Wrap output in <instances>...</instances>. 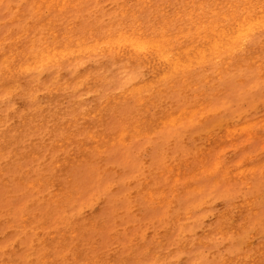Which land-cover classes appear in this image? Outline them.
<instances>
[{"label": "rangeland", "instance_id": "374dc122", "mask_svg": "<svg viewBox=\"0 0 264 264\" xmlns=\"http://www.w3.org/2000/svg\"><path fill=\"white\" fill-rule=\"evenodd\" d=\"M149 1L119 0L129 10L124 17L119 15L120 7L117 12L113 11L116 2L112 0H83L75 3L68 11L64 9L52 14L44 8V18L49 17L55 23L54 26H47L33 14L34 0H0V119L4 118L5 121V124L0 125V134L6 131L14 138L12 152L15 151L13 160L4 164L0 174V260L11 258V252L8 251L11 248L19 262L30 264L26 255L37 257L42 254L45 250L42 239H46V243L51 244L50 251L58 264H83L74 260L80 246L85 250L84 258L114 257L116 264H220L223 258L242 254L251 255L243 259V262L264 264V256L257 254L260 245L264 244V50L258 46L264 39V32H258L251 38V47L235 53V59H244L241 66L235 65L227 71L223 70L220 76H216V72L222 68L221 63L199 66L189 74L195 79V87L186 90L183 83L176 81L171 97L158 93L153 96L157 102L151 109V117L163 111L188 107L194 104V96L205 93L207 101H211L210 107L199 112L194 123L186 122L182 126L164 129L158 127L154 134L151 131L148 136L134 137L127 147L106 145L102 157L97 151H90L89 159L82 160L71 170L63 169L66 173L70 170L72 194L58 197L52 194L54 179L59 183L62 178L56 179L53 176L56 173L53 161L58 155L72 151V148L61 153L59 148L52 145V141L51 145L44 144V138L50 137L49 132L55 124V118L44 122L43 114L50 113L45 110L56 107L71 114L72 106H82L84 99L96 95L101 101L106 95L118 96L131 83L145 82L153 73L144 65L132 68L122 58L110 61V55L103 51L104 48H100L92 54L64 62V72L58 76L59 82L49 79L47 86L53 87L62 81L67 88L61 94L52 92L50 95L39 91L34 84L35 79L41 80L42 68L37 67L28 74L9 77L2 73L10 65L3 61L2 55L13 50L8 45L11 38L28 43L29 37H21L27 24L38 25L36 31H31V36L37 42L53 45L66 42L62 36L67 26L73 27V32H68L70 37L83 36L88 44L102 41L120 29L135 28L138 22L142 23L149 35L162 29L165 26L164 20L171 21L166 29L173 34L179 28L189 27L187 21L176 18L179 13H184L186 0ZM214 1L204 0L207 10ZM136 11L138 16L133 18L132 13ZM84 24L86 26L80 29V25ZM185 42L180 37L177 43L185 45ZM250 53L258 55L259 63L250 61ZM97 69L109 79L106 83L95 84L98 92L93 94L85 90L76 76L82 74V71ZM258 69L259 74L256 71ZM238 72H241L240 75ZM22 84L29 87V92L22 89ZM146 94L150 96L154 93ZM31 97L35 99L31 100ZM120 104L123 107L122 113L130 115V122L135 120V112L144 114L139 112L141 109L134 98ZM117 110L120 107L111 112V118L119 114L115 112ZM32 112H36L37 123L32 119L22 128V132L17 131L16 123L23 120L22 115ZM65 118H56V122ZM249 122L259 123L252 130L239 132L234 138L225 137L228 129ZM123 126L120 119L112 118V123L109 121L105 130L111 132ZM210 142L212 152L207 157L208 165L214 169L220 162L223 171L230 170L229 175L225 176L223 171L212 177L203 174L199 183L202 186L200 192L186 191L184 184L189 178L188 174L182 176L187 179L172 183L170 172L166 170L172 162L169 154L190 160ZM142 152L147 153L151 165L142 161ZM243 163L256 168L255 171L239 175L237 169ZM21 177L25 183L20 181ZM40 178L43 180L42 187L29 186ZM65 182L66 179H62L63 185ZM146 182L166 186V198L162 200L157 196L155 200H147L142 194L133 196L132 193L143 188ZM247 200H252L253 210L245 205ZM77 206L82 209L79 210ZM25 215L30 217L26 226L22 224ZM45 219L47 223L44 228H40ZM70 223L84 227L86 236L81 234L76 239L70 237L66 244L60 242L61 236L58 233L55 238L51 236V233L59 229L68 230ZM97 223L101 226L95 230L94 224ZM223 224L225 227L221 232ZM158 237L162 241L157 245L154 241ZM198 241L202 244L196 245ZM138 243L146 246L145 249L156 246L161 259L145 255V249L141 246L139 253L136 252L138 258L133 257L132 249ZM69 256L71 261H67ZM98 264L108 263L101 261Z\"/></svg>", "mask_w": 264, "mask_h": 264}, {"label": "bare ground", "instance_id": "6f19581e", "mask_svg": "<svg viewBox=\"0 0 264 264\" xmlns=\"http://www.w3.org/2000/svg\"><path fill=\"white\" fill-rule=\"evenodd\" d=\"M82 1L83 0H34L33 14L36 15L39 21H42L47 26H54L55 23L51 18H44V8L48 9L50 14H52L54 11L64 9H67L68 11L72 9L75 3ZM112 1L116 2L115 0ZM143 1L150 3L149 0ZM205 5L204 0H200L199 2L186 0V7L183 9L184 13H179L176 18L178 17L180 20L187 21L189 27L187 29L179 28L175 34L166 29L169 27V23L171 21L164 20L165 26L162 27V29L154 31L152 35L147 34L145 29L142 27V23L138 22L136 23L135 28H131L130 30L120 29L117 33H110L108 36L104 37L102 41H94L92 44H88L87 39L80 35L77 37H70L68 32H73L72 26L66 27L65 35L62 36L65 38L66 42L59 45L48 44L46 42L41 44V42H37V39L31 36V31H36L38 29L37 24H33L31 26L30 24H27L24 28V34L21 37L23 39L29 37L28 43H25V40H23L24 43H22V39L11 38L12 40H10L11 42L8 44L9 49L12 48L15 51L11 52L13 50H9L8 52L11 53L7 52L2 55L4 58L3 61H6L7 64L10 63V65L6 67V72L2 73L12 77L15 74H17V76L19 74H28L29 72L34 71L37 67L42 68L43 72L41 73V80L35 79L34 84L39 91L48 92L50 95L52 92L61 94L65 88H67L66 85L61 83L62 81L53 87L47 86L49 79H54L55 82H59L58 76L64 72V62L70 61L75 57L92 54L100 48H104L103 51L110 55V61H117L122 58L123 60L125 59L126 63L132 65V68L137 65H144L150 70V72L153 73L145 82L137 81L131 83L125 90L119 93L118 96L112 94L106 95L101 101L96 98V95L84 99L85 103L82 104V106H78V108L72 106L71 114L56 109V107L52 110H49V108L45 110V112L50 111V113L43 114L42 119L44 122L48 121L49 118H55V121H53L55 124L51 127L49 132L50 137L44 138V144L46 145L48 143L49 145L50 143L51 145L52 141V145L59 148L61 153H66V151L72 148V151H68L66 154L58 155L55 161H53L52 166L56 171L53 176H55L56 179L62 177L61 180L58 181L59 183H57V180L55 179L53 181L55 184L54 191L52 193L54 197L66 196V193L67 195L72 194L71 185H73V179L69 174L70 170L75 165H78L82 160L89 159L90 151H97L102 157V153L106 145L113 144L127 147L130 145L134 137L148 136L151 131L154 134L158 131L156 130L158 127L164 129L165 127L182 126L186 122L194 123L197 114L210 107L211 101H207L205 93H200L194 96V104L188 107H184L183 109L180 108L175 111H163L162 114L157 113L158 115L155 117H151L149 115L152 107H155L157 102H155L153 96L158 93V95L161 96L171 97L172 92L174 91V82L179 81L180 83H183L186 90L187 88L195 87V79L189 74H191L197 67L221 63L222 68L216 72V76H220L223 70L227 71L235 65L241 66L244 59H235V53L238 50H246L248 47H251V38L258 32H264V0H215L214 4L208 10ZM118 7H120L119 15L121 17H124L129 12L128 8H126L124 4L121 2L119 3V0H117L113 6V11L117 12ZM137 16V11L132 13L133 18H137ZM157 18V16L154 17V19L158 22L159 19ZM85 26L86 24L80 25V29ZM176 30L177 29L174 31ZM38 36H40V34ZM180 37L186 40L185 45H179L177 43ZM37 45L40 47H37ZM258 46L264 50V39H262ZM252 53L248 55L250 61L252 63H259L258 55ZM5 65L6 64H4V66ZM122 69L123 68H121V70ZM213 70L214 67L212 71ZM0 71H2V69ZM256 71L258 72L260 70L258 69ZM238 73V75H240L241 72ZM259 73L260 72H258V74ZM132 76H134V74H132ZM76 78L83 83L85 90L92 91L93 94L98 92L96 87H94L95 84H100V82L106 83L109 79V77L104 75L100 69H97L96 71H82V74L77 75ZM123 79L125 80V78ZM255 80L256 79H254V81ZM21 87L26 93L29 92V87L25 84H22ZM117 90L118 89L115 91ZM146 93L154 94L148 96ZM131 98H134L138 107H140L141 110L139 112L144 113L143 115H139L138 112H135V120L132 122L129 121L131 117L128 113H122L123 107L120 104L122 101ZM30 99L34 100L35 98L31 97ZM119 107L120 110L115 111L119 114L113 115L112 118L120 119L124 126L120 130L112 129L111 132H109L110 130H105V127H107L109 121L112 123V118L110 117L112 114L111 112ZM37 109L42 108L37 107ZM206 112H208V110ZM22 116L23 120L16 123V127L18 128L17 131L19 132H22V128L26 127L30 120L33 119L35 120L34 123H37L36 121L38 117L36 112L24 114ZM65 116L66 118L63 121L56 122V118H63ZM257 123L259 122L238 124L235 127L228 129L225 137H229L230 139L234 138L235 135L241 131L252 130ZM3 124H5L4 118L0 119V125ZM0 129L2 130V128ZM10 129L12 130L13 128L11 127ZM35 129L36 128H33V130ZM60 135L61 137H59ZM246 137L244 139H246ZM208 139L210 141V138ZM211 144L212 143L210 142L207 144L205 149L197 151V154L192 156L190 160L181 159L169 154V157H172V162L166 170L170 172L169 178L172 183L177 184L179 181L187 179L182 176L188 174L189 178L184 184V188L187 189L186 191L192 190L193 192H200L202 191V186L199 185V183L203 174H207L212 177L217 173L222 172L223 166L220 162L214 169H211L207 163V157L212 152L210 149ZM13 145L14 138L10 137L6 131H3L0 134V174L3 171L2 167L4 164L11 163L13 160V155L15 154V151L12 152ZM33 146L35 145L33 144ZM219 152H221L220 149ZM140 157L145 164H148V166L151 165V160L148 158L146 152H142ZM195 161L199 164H196ZM183 166L188 167L190 170L185 169ZM69 168L70 170H68V173L64 172ZM183 168L186 171L183 170ZM255 169L256 168L243 163L242 166L237 169V173L239 175H244L246 173H253ZM137 172H134V174ZM222 173L225 176H228L230 170L223 171ZM62 179H66L67 183L65 182L63 185ZM20 181L25 183L23 177L20 178ZM33 185H39L42 187V178H40L35 184H30L29 186L33 187ZM152 185V182H146L143 188L132 193L133 196L142 194L147 200H155L158 196L160 199L164 200L167 195V187H162L159 184H154L152 187ZM23 198L26 200L28 196ZM252 203V200H247L245 205L253 210ZM77 207L79 210L82 209L81 206ZM47 213L50 212L48 211ZM48 216H50V214ZM29 219L30 217L25 215L22 218V224L26 226ZM46 223L47 219H45L39 227L44 228ZM100 226L101 225L98 223L94 224L95 230H98ZM85 227L87 229V226ZM224 227V224L220 227L221 232L224 230ZM57 233L61 236L60 242L63 244H66L70 237L76 239L81 234L84 237L86 236L84 227L75 225L74 223H70V228L68 230L59 229L56 232L51 233V236L55 238L58 235ZM161 239L162 238L158 237L154 243L157 245L161 244ZM46 242V239H42V244L44 245L45 250L39 256L36 257L33 254L26 255V259L30 264H58L57 260L50 251L51 244ZM195 244L199 245L202 244V242L198 241ZM139 246H141L140 243L135 245L132 249V255L136 259L138 258L136 252L139 253ZM141 247L143 249L146 248V246ZM81 248V246L79 249L76 248L78 255L74 260H76L77 263L84 262L83 264H98L99 262L104 261L108 264H116L114 263L116 260L114 257L108 258L104 256H92L84 258L85 250ZM155 248L156 246H149L148 249L144 250V254L152 255L156 259H161V254L156 252ZM8 251L11 252V258H5L4 260L1 259L2 261L0 260V264H22L15 257V251L13 249L10 248ZM257 254L264 256V244L260 245ZM247 257H251V255L242 254L239 256L237 255L236 257H227V259L223 258L220 264H256L254 261L243 262V259ZM70 258L71 256L67 258V261H71Z\"/></svg>", "mask_w": 264, "mask_h": 264}]
</instances>
